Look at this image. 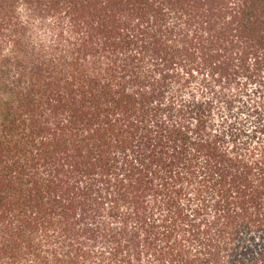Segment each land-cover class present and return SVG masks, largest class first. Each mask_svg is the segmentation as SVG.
<instances>
[{
  "label": "trees",
  "instance_id": "1",
  "mask_svg": "<svg viewBox=\"0 0 264 264\" xmlns=\"http://www.w3.org/2000/svg\"><path fill=\"white\" fill-rule=\"evenodd\" d=\"M0 264H264V0H0Z\"/></svg>",
  "mask_w": 264,
  "mask_h": 264
}]
</instances>
